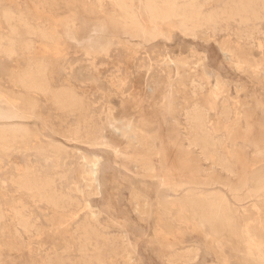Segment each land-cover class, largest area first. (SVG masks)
Returning <instances> with one entry per match:
<instances>
[{
  "label": "rangeland",
  "instance_id": "rangeland-1",
  "mask_svg": "<svg viewBox=\"0 0 264 264\" xmlns=\"http://www.w3.org/2000/svg\"><path fill=\"white\" fill-rule=\"evenodd\" d=\"M8 1L1 6L13 7ZM26 1L48 18L72 12L74 25L66 35L59 28L58 47L44 52L37 40L29 54L16 37L13 52L0 54V89L26 97L10 71L39 60L51 85L72 93L73 107L37 92L33 108L15 100L18 116L0 119V129L27 133L25 144L0 151V264H264V196L244 198L232 182L254 155L248 144L264 142V8L222 15L196 35L172 29L144 41L101 28L77 0ZM114 12L106 3L101 15ZM15 166L42 186L51 180L55 203L45 199L47 186L31 192L13 183ZM222 194L232 235L179 208L183 197Z\"/></svg>",
  "mask_w": 264,
  "mask_h": 264
},
{
  "label": "bare ground",
  "instance_id": "bare-ground-1",
  "mask_svg": "<svg viewBox=\"0 0 264 264\" xmlns=\"http://www.w3.org/2000/svg\"><path fill=\"white\" fill-rule=\"evenodd\" d=\"M3 1H6V0H0V54L4 53L7 55H10L13 52V45L17 41L16 37L21 38L22 46L29 54L34 53L33 49L35 47L34 46L35 41L37 40L39 41L38 44L41 46L40 50L42 52L56 49L58 47L59 40H60L59 39L60 38L59 28H62L63 29L62 31H64L66 35V33L72 30V26L74 25V20L72 19V12H70L66 16L55 15L52 18H48V17H45L43 14L38 13L37 11L38 6L30 5L26 0H9L8 2H10L13 5V7H2L1 2ZM77 1L80 2L81 6H83L84 9L87 7V5H90L91 13L94 14L95 19L97 20V23L99 24V26H101V28H107V27L120 28L124 30L126 33L130 34L131 36L141 38L144 41H149L151 39H154L155 37L158 38V36L165 35L169 30H172V29H178L181 32L196 35V31L198 28L202 26L209 27V26L216 24V22L219 20L220 16L222 15H224L226 18H233L234 16H245V18H247L249 16H256L258 11L261 8H264L263 0H225L224 6L220 11L213 7V9L207 12L204 9L205 3L209 1H216V0H77ZM259 2H262V5L258 6ZM106 3H109L110 5H112V7L115 10V12L111 16H108V17H104L103 15H101V13H103V8L105 7ZM32 19L35 20L36 22L35 25L32 24L31 22ZM85 20L87 19L85 18ZM2 25L5 26L4 27L6 29L5 33L1 31L3 28ZM91 26L89 27L90 30H91ZM101 28H98V29L101 30ZM107 34H110V33H107ZM73 39L75 40V38ZM4 42H6V44H4ZM17 43H20V42H17ZM17 43H16V46H17ZM41 62H39V60L38 62H33L30 58H28L26 68L24 69L22 68V70H17L15 68L11 69L9 79L13 80L14 84L17 87L22 88L26 92V97L20 96L21 98H19L18 100L24 102L27 108H31V107L33 108L35 104L34 95L35 93L40 92L43 94H50L53 105L55 104V106L57 105L59 108H62L65 110V109L73 107L72 106L73 104L72 93L66 89L56 90L51 85L49 79L47 78L45 74L44 66ZM33 65L36 68L35 70H33ZM12 99L8 98L5 95V93L0 89V119L3 120L6 118V119L12 120L13 118H16L18 116V110L15 106V102H16L15 100L17 99H13V100ZM170 121L173 122V120H170ZM245 128H248V125H245ZM23 132L21 131L18 133L13 130L0 129V151L5 153L6 151L10 150L15 144H18V143L25 144L27 133L25 132L23 133ZM236 139L237 137H232V142H234ZM188 143L189 142H187V144ZM248 146L253 149L254 155L251 157V161L249 165L245 166L242 164H238L237 171H236L234 179H232V182L234 184L239 185V188L245 191L244 198L260 196V195L264 196V142L262 143L261 147H257L253 145L252 143L248 144ZM260 162H263V163L259 164ZM97 164L98 163H93L90 166V171L93 174L97 171ZM14 170L15 171L13 175L11 176V181L13 183L18 185L20 188L25 189L27 191H31V192L41 191L42 187L47 186V189L49 187L50 191L45 190L46 191V193L44 194L45 199L51 203H55L56 199L55 198H54L55 200L53 199V195L54 193H56V190H55L56 188L53 187L51 180L47 181L44 184V186H42V183L40 182V178L38 177V174H32L31 172L26 171V169L23 170V168L22 169L19 168V166L17 167L15 166ZM249 173L251 174L250 179L248 178ZM200 176H201L200 179H202L205 184H208V180H209L208 174L202 171L200 173ZM94 179L97 180L96 177ZM32 197L34 198V196ZM39 198L40 196L38 197V199ZM179 201H180L179 202L180 209L187 210L192 216L197 215L201 222H207L214 230L220 231V232H226L227 234H231V235L234 232L236 228L235 227L236 223H234L235 217L230 212L229 206L227 205V202H226L228 201V199L225 200V198L223 197V194L213 195V196L196 195L192 198L183 197V198H180ZM1 210L2 209H0V218L2 215ZM12 211H15L14 208ZM21 213H25V212L21 211ZM23 219L24 218L22 217L21 221H23ZM259 223L260 224L258 225L263 230L264 229V216L261 217V219L259 220ZM30 224L32 225L31 222ZM93 230L94 228L92 229V232ZM95 233L97 235V232ZM236 235L237 234H234L233 236H236ZM228 240L226 242H228ZM247 250H248L247 253L249 254L250 253L249 249L247 248ZM244 253L246 252L244 251ZM258 256L260 257V255ZM258 262L259 261L256 259V257L255 258L250 257V259L247 260V264H259Z\"/></svg>",
  "mask_w": 264,
  "mask_h": 264
}]
</instances>
